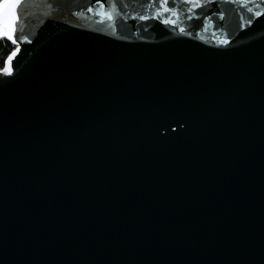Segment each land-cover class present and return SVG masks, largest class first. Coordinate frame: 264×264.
Listing matches in <instances>:
<instances>
[{"label":"water","instance_id":"1","mask_svg":"<svg viewBox=\"0 0 264 264\" xmlns=\"http://www.w3.org/2000/svg\"><path fill=\"white\" fill-rule=\"evenodd\" d=\"M11 2L0 264H264V0Z\"/></svg>","mask_w":264,"mask_h":264},{"label":"snow or ice","instance_id":"2","mask_svg":"<svg viewBox=\"0 0 264 264\" xmlns=\"http://www.w3.org/2000/svg\"><path fill=\"white\" fill-rule=\"evenodd\" d=\"M169 6H171L174 3V0H167ZM214 3V0H213ZM18 8V3H13L11 0H0V23L5 25H10L13 29L12 33L5 32L4 35L8 36L10 39L15 34V25L17 24V21L19 20V15L17 12H13V9ZM167 11V9H165ZM257 16L261 15V13L257 12ZM141 19H147L146 17H141ZM201 21L204 19V17L199 18ZM165 24L170 23L169 20L162 21ZM47 23V21H46ZM171 23H174V21H171ZM252 21L249 20V24H251ZM181 32H184L185 29L183 27L180 28ZM223 43L227 44L228 41L224 40ZM5 71L11 73V69H6Z\"/></svg>","mask_w":264,"mask_h":264},{"label":"trees","instance_id":"3","mask_svg":"<svg viewBox=\"0 0 264 264\" xmlns=\"http://www.w3.org/2000/svg\"><path fill=\"white\" fill-rule=\"evenodd\" d=\"M13 48L14 45L4 36L0 35V68L3 66L6 56Z\"/></svg>","mask_w":264,"mask_h":264}]
</instances>
